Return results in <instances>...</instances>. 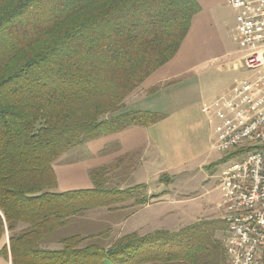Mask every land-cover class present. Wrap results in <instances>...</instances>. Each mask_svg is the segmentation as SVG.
I'll use <instances>...</instances> for the list:
<instances>
[{
    "label": "trees",
    "instance_id": "1",
    "mask_svg": "<svg viewBox=\"0 0 264 264\" xmlns=\"http://www.w3.org/2000/svg\"><path fill=\"white\" fill-rule=\"evenodd\" d=\"M199 10L196 0H0V238L9 232L1 253L13 264H226L216 220L133 232L108 247L101 234L43 247L70 216L125 200L128 191L108 186L107 166L90 171L93 189L59 191L54 163L159 118L121 109L176 55Z\"/></svg>",
    "mask_w": 264,
    "mask_h": 264
},
{
    "label": "crops",
    "instance_id": "2",
    "mask_svg": "<svg viewBox=\"0 0 264 264\" xmlns=\"http://www.w3.org/2000/svg\"><path fill=\"white\" fill-rule=\"evenodd\" d=\"M196 1L200 10L176 55L151 74L121 109L148 111L159 118L147 126L131 125L88 140L66 151L54 163L59 191L93 189L90 171L103 166L109 167L108 186L128 191L121 203L70 216L64 227L71 219H88V212L101 210L95 230L84 224L79 235L101 234L108 247L133 232H176L203 219L216 220L221 222L222 229L216 231L215 239L225 249L226 221L218 185L219 194L206 198L208 191L201 194L195 190L198 185L204 187L205 177L197 180L195 174L204 172L211 162L208 153L214 148L220 122L214 110L206 113L203 106L228 94L234 83L243 79L239 72L245 67V53L235 40L238 11L229 0ZM153 87L156 88L148 93ZM185 173L191 176L180 181L186 188L181 196L175 182ZM145 199V203H138ZM26 226L19 223L17 231ZM63 237L53 234L43 247L61 249L58 241ZM8 245L7 231L0 238V264H13L11 256L8 259L1 253Z\"/></svg>",
    "mask_w": 264,
    "mask_h": 264
},
{
    "label": "built area",
    "instance_id": "3",
    "mask_svg": "<svg viewBox=\"0 0 264 264\" xmlns=\"http://www.w3.org/2000/svg\"><path fill=\"white\" fill-rule=\"evenodd\" d=\"M237 12L235 40L254 77L236 81L228 94L203 106L220 120L214 147L240 151L222 168L220 207L229 264H263L264 248V0H229Z\"/></svg>",
    "mask_w": 264,
    "mask_h": 264
},
{
    "label": "rangeland",
    "instance_id": "4",
    "mask_svg": "<svg viewBox=\"0 0 264 264\" xmlns=\"http://www.w3.org/2000/svg\"><path fill=\"white\" fill-rule=\"evenodd\" d=\"M251 76H254V72L247 69L246 67H243L241 71L239 72V78L244 79L246 77H251ZM230 77H233V73L230 74ZM155 88L156 87H153L152 89H148L147 90L148 93L152 92ZM208 156L210 157L211 162L207 164V167L204 170V172L197 171L195 174L197 180L205 177L204 182H203L204 187L202 188V187H199L198 185L197 187H195V190H197L198 192H201V194L203 192L208 191L209 194L206 196V198L208 196L216 197L219 194L220 189L219 191L216 190V186L218 185V188H219L222 168H224L227 164H229L231 160H233V156L230 152H222V151L217 150L215 147L209 151ZM190 174L191 173H185L184 176L183 175L179 176L178 180L175 182L176 187H178L177 191L181 193L180 194L181 196H182V192H184L186 188L182 186L180 181L183 179L189 178L191 176ZM100 213H101V210H99L96 213L88 212L87 213L88 219H85V217L83 219L82 218H75L76 220L71 219L72 221L70 220V222H68L66 227H63L57 230L54 234L57 233V235H64L65 237L80 234L81 233L80 227H82L84 224L89 225L92 230H95L96 226H98L100 223L98 219L99 218L101 219L102 217ZM91 225H94V226H91ZM262 257L264 258V251L262 253Z\"/></svg>",
    "mask_w": 264,
    "mask_h": 264
}]
</instances>
